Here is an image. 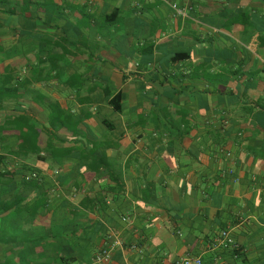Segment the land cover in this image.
I'll return each instance as SVG.
<instances>
[{"label":"crops","instance_id":"0c3cea01","mask_svg":"<svg viewBox=\"0 0 264 264\" xmlns=\"http://www.w3.org/2000/svg\"><path fill=\"white\" fill-rule=\"evenodd\" d=\"M23 4L0 0V127L27 111L46 128L57 104L106 168L49 128L69 154L9 160L42 189L20 191L23 171L0 185L23 199L0 212V264H94L115 239L105 264H264V0Z\"/></svg>","mask_w":264,"mask_h":264},{"label":"trees","instance_id":"16d2710c","mask_svg":"<svg viewBox=\"0 0 264 264\" xmlns=\"http://www.w3.org/2000/svg\"><path fill=\"white\" fill-rule=\"evenodd\" d=\"M26 4L28 0H21ZM22 7V13L34 16V13L31 12L26 5ZM10 15L15 14V11L10 9L8 11ZM8 13H5L8 15ZM30 26L26 24V27ZM38 64H43V56L38 57ZM48 119L47 126L43 128V123H40L37 120L32 119L27 115V111L21 112L13 118L5 119L4 123L0 127V132L3 130L9 129L13 130L14 135L17 140V149L14 152H10V157L7 155L0 154V185L7 186L11 179L17 174L23 171L21 175L22 181L19 190L28 187L36 191H41L40 173L36 171L29 172V178L26 179V168L24 166H17L16 169H12L9 166V160L17 159L22 161H29L31 157L34 160L43 161L46 157L43 154H47L51 159L56 156H62L69 154L70 149H58L54 146L53 140L57 139L55 134H47V129L53 131H64L69 132L68 138L70 142H77L80 147L78 149L79 160L88 161L87 169L95 174L100 171L101 168H104L105 156L103 151L98 152L100 147H102L103 142L90 141L83 135L76 133L77 128L81 127V121H74L73 116L68 111L64 110L57 104L48 105ZM89 118V116H88ZM87 118V120H88ZM62 140V139H61ZM106 168V167H105ZM35 173V176L32 177V173ZM10 193V194H9ZM2 198V193L0 192V212L9 213L12 210H17L19 205L23 203V199H15L10 201L9 197L13 196V193L9 192ZM9 196V197H8ZM43 206V200L37 198L34 203V210H38ZM235 249V248H234ZM236 250V249H235Z\"/></svg>","mask_w":264,"mask_h":264},{"label":"built area","instance_id":"2783aa9c","mask_svg":"<svg viewBox=\"0 0 264 264\" xmlns=\"http://www.w3.org/2000/svg\"><path fill=\"white\" fill-rule=\"evenodd\" d=\"M226 156H229V153H225ZM35 176V173H32V177ZM26 179L29 178V176L25 177ZM216 242L217 244L223 245L224 247H236V243L234 242L232 236L229 234L228 231H222L216 238ZM120 245V241L115 239L110 248H104L102 249L99 253H97L94 257H93V263L94 264H105L109 261L110 259V253H111V249L114 246H119ZM177 264H201V261L197 258H190L188 256L182 258L179 262H177Z\"/></svg>","mask_w":264,"mask_h":264}]
</instances>
